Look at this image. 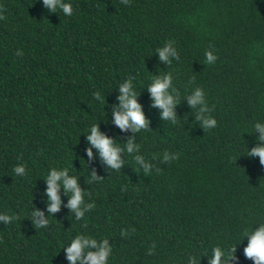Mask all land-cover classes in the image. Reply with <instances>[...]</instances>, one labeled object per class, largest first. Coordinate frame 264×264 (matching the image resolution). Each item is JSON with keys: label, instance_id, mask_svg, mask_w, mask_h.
Returning <instances> with one entry per match:
<instances>
[{"label": "trees", "instance_id": "obj_1", "mask_svg": "<svg viewBox=\"0 0 264 264\" xmlns=\"http://www.w3.org/2000/svg\"><path fill=\"white\" fill-rule=\"evenodd\" d=\"M65 2L70 17L49 13L42 0H0V215L17 217L0 221V264H68L63 248L77 235L108 239V264H188L189 256L208 264L217 246L236 249L229 264H253L243 249L245 232L264 223V166L248 156L254 125L264 124V0ZM168 41L179 60L164 65L156 50ZM209 50L213 65L205 64ZM169 73L179 92L176 124L160 120L147 90ZM130 76L149 120L134 134L136 154L154 165L148 175L126 152L119 172L95 148L91 161L85 152L92 125L122 148L132 136L111 122ZM196 88L215 128L203 130L188 105ZM166 151L178 159L162 163ZM18 165L24 176L14 173ZM53 168H67L95 204L82 220L62 188L60 210L48 215L44 179ZM93 169L101 179L89 183ZM35 208L47 227L32 226Z\"/></svg>", "mask_w": 264, "mask_h": 264}, {"label": "clouds", "instance_id": "obj_2", "mask_svg": "<svg viewBox=\"0 0 264 264\" xmlns=\"http://www.w3.org/2000/svg\"><path fill=\"white\" fill-rule=\"evenodd\" d=\"M124 5H128L130 0H120ZM42 4L49 13H57L60 10L65 16H71L73 14V8L70 3H66L65 0H42ZM6 19L0 14V20ZM172 41L165 43L164 47L158 48L159 60L164 65H171L172 60H179V55L175 48L172 46ZM16 55H22V52L17 50ZM205 64L213 65L217 56L212 51H206ZM134 77H129L122 84L119 85L118 95L116 100L118 103L114 104L111 108L112 123L120 129L121 132L130 131L132 136L126 140L124 147H119L115 143V139L110 138L99 129V125H92L90 128V134L85 136L86 142L89 145L85 149L88 160L93 159V151L95 148L98 152V156L107 170H114L119 172L125 164L123 154L126 152L129 155H133L134 162L138 166L137 171L142 169L143 174L148 175L153 169L154 165L151 162L145 160L142 155L136 153L140 150V145L135 143L134 134L141 130H148L149 120L145 117L142 111L141 105L137 102V96L133 89ZM147 90L151 97L150 107L158 108L160 110V120L169 121L172 124H176L177 116L175 113V107L180 103L178 97L179 92L172 84L171 74H165L163 76L156 75L153 78L152 83L147 87ZM94 99L103 102L99 93H94ZM188 105L191 109H197L195 113V119L201 125L203 130L212 129L217 126V121L211 116L207 115L211 110L207 106L204 99V92L201 88H196L190 95L186 96ZM255 132L259 133L257 139V145L249 151V157H258L261 166H264V124L256 123L254 125ZM179 154H170L167 151L162 156V163H168L170 161L178 159ZM155 160L156 157L154 156ZM17 176H24L26 174V168L23 165H18L13 169ZM157 173L160 172V168L156 167ZM101 179L96 174L95 169L90 172L89 183ZM46 182V189L44 195L46 200V211L48 215L57 213L61 207L60 190L63 189V194L68 197L66 207L71 212L76 221H80L85 216V213L95 208L94 203H85L84 201V189H82L75 176H70L68 169L63 170L51 169L44 179ZM70 194V195H69ZM48 215L45 212L39 211L36 208L31 213L32 226L36 228H45L49 225ZM15 216L0 215V221L5 225L11 223ZM134 231V229H133ZM129 233L125 230H121V236L127 237ZM247 237V245L243 249V254L246 259L253 261V264H264V223L258 225L253 231L245 232ZM153 249L155 245L152 246ZM65 258L68 264H108L109 256L112 253V248L108 239L97 241L94 238L77 235L71 240L70 244L63 248ZM235 248L231 250V255L226 254L220 247H214L212 249L211 258H208V264H229L230 260H234ZM149 255L153 254L152 249L148 252ZM202 257V256H201ZM188 264H197L195 257L189 256ZM200 264V259H199Z\"/></svg>", "mask_w": 264, "mask_h": 264}]
</instances>
